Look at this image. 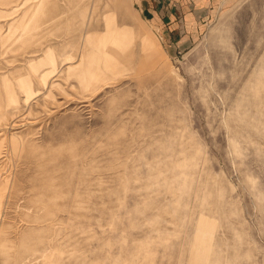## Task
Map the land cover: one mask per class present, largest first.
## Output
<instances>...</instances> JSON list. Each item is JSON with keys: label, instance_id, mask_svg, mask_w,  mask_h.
<instances>
[{"label": "rangeland", "instance_id": "obj_1", "mask_svg": "<svg viewBox=\"0 0 264 264\" xmlns=\"http://www.w3.org/2000/svg\"><path fill=\"white\" fill-rule=\"evenodd\" d=\"M211 2L0 0V264H264V0Z\"/></svg>", "mask_w": 264, "mask_h": 264}, {"label": "crops", "instance_id": "obj_2", "mask_svg": "<svg viewBox=\"0 0 264 264\" xmlns=\"http://www.w3.org/2000/svg\"><path fill=\"white\" fill-rule=\"evenodd\" d=\"M211 3V0H138L147 19L154 22L163 39L173 45L189 42L199 34ZM95 59L100 69L102 62Z\"/></svg>", "mask_w": 264, "mask_h": 264}, {"label": "bare ground", "instance_id": "obj_3", "mask_svg": "<svg viewBox=\"0 0 264 264\" xmlns=\"http://www.w3.org/2000/svg\"><path fill=\"white\" fill-rule=\"evenodd\" d=\"M94 58V57H93ZM92 59V58H91ZM88 68H90V69H92V70H94V71H96V72H98V73H101L100 71V69H99V64H98V62L96 61V59H94L93 60V64L91 65V64H89L88 65Z\"/></svg>", "mask_w": 264, "mask_h": 264}]
</instances>
